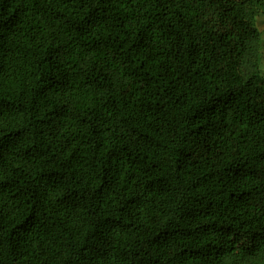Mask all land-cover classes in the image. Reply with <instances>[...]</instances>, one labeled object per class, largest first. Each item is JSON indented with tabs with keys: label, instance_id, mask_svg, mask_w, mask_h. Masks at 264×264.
<instances>
[{
	"label": "trees",
	"instance_id": "trees-1",
	"mask_svg": "<svg viewBox=\"0 0 264 264\" xmlns=\"http://www.w3.org/2000/svg\"><path fill=\"white\" fill-rule=\"evenodd\" d=\"M264 0H0V264H264Z\"/></svg>",
	"mask_w": 264,
	"mask_h": 264
},
{
	"label": "rangeland",
	"instance_id": "rangeland-1",
	"mask_svg": "<svg viewBox=\"0 0 264 264\" xmlns=\"http://www.w3.org/2000/svg\"><path fill=\"white\" fill-rule=\"evenodd\" d=\"M257 27L261 33L263 44L261 50V75L264 77V13L257 18Z\"/></svg>",
	"mask_w": 264,
	"mask_h": 264
}]
</instances>
